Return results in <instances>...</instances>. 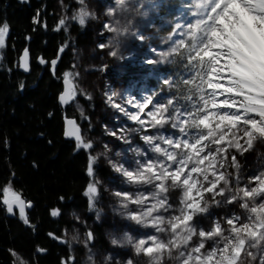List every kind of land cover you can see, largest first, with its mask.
Instances as JSON below:
<instances>
[{
  "label": "snow or ice",
  "instance_id": "obj_1",
  "mask_svg": "<svg viewBox=\"0 0 264 264\" xmlns=\"http://www.w3.org/2000/svg\"><path fill=\"white\" fill-rule=\"evenodd\" d=\"M79 3L82 7L73 19L84 25L93 14L87 11L85 0ZM116 3L120 11L147 15L139 12L145 0ZM115 13L116 9H110L108 14ZM59 26L66 27L65 19L59 21ZM104 27L115 34L112 56L118 54L121 37L131 34L140 41L146 39L139 30L130 31L131 20L125 25L117 20ZM8 35L5 22L0 25V49L6 46ZM164 43L168 45L164 50L150 49L158 59L145 62H179L181 72L163 79L160 91L139 100L131 96L118 104L113 99L116 93L108 96L113 107L138 125L131 131L140 134L147 149H128L138 157L131 162L132 167L109 163L127 185L151 189L117 191L113 195L120 200L122 216L154 232L138 240L126 233L123 240L113 239L112 243L131 245L137 256L148 258L149 264H166L168 260L177 264H264V170L245 179L241 174L243 165L237 159L257 143L264 144V0H185ZM28 57L25 49L22 66L26 70ZM41 63H45L43 58ZM56 63L51 61L53 70ZM77 75L64 74L61 103L76 98L78 88L73 78ZM20 86L23 88V84ZM164 86L168 91L161 97ZM67 125L65 135L74 137L78 148H93L75 120L68 119ZM120 138L130 143L123 134ZM99 155L89 153L87 172L92 182L86 195L90 207L95 206L99 194L100 182L95 179L93 167ZM173 191H179L178 201L170 197ZM0 203L10 214L18 209L20 218L30 224L26 209L32 207V202L11 183L0 188ZM228 206L240 211L225 216H216L212 211ZM50 214L58 216L60 210L52 209ZM202 220L209 221L207 228ZM93 238L91 231L87 232L85 246ZM88 259L92 261V256ZM73 261L74 257L62 264ZM127 264L133 261L129 259Z\"/></svg>",
  "mask_w": 264,
  "mask_h": 264
},
{
  "label": "trees",
  "instance_id": "obj_2",
  "mask_svg": "<svg viewBox=\"0 0 264 264\" xmlns=\"http://www.w3.org/2000/svg\"><path fill=\"white\" fill-rule=\"evenodd\" d=\"M55 3L56 0H0V25L6 22L11 29L0 59V188L11 183L35 202L29 215L30 225L19 217H8L0 203V264L68 261L72 257L68 242L62 243L49 233L63 236L72 225L66 212L87 205L89 151L64 139V109L58 102L63 89L61 75L70 68L73 54L69 48L64 52L56 77L49 66L42 67L37 62L36 56L52 58L65 43L92 46L99 39L91 27L77 23H72L68 30H56ZM184 3L185 0H167L160 13L174 18ZM27 44L34 57L29 74L19 69V56ZM181 69L177 62L164 71L173 76ZM252 156L247 154L243 159L248 161ZM52 209H59L61 215L53 217ZM95 230L99 246L111 249L103 228L96 225Z\"/></svg>",
  "mask_w": 264,
  "mask_h": 264
},
{
  "label": "rangeland",
  "instance_id": "obj_3",
  "mask_svg": "<svg viewBox=\"0 0 264 264\" xmlns=\"http://www.w3.org/2000/svg\"><path fill=\"white\" fill-rule=\"evenodd\" d=\"M166 1L145 0L144 8L139 9V12H147V15L141 16L135 10L120 11L117 9L116 0H85L87 11L93 15L86 18L85 24L81 26L91 27L100 43L92 46H79L75 42H70L69 47L73 52V73H78L73 78L78 91L76 98L72 101V110L81 116L79 121L84 125L85 140H90L93 143V148L86 150L92 156L100 154L93 166L95 179L100 183L97 185L99 194L94 207H90L89 202V208L86 210L75 209L66 212L67 218L72 221V225L64 230L63 236L71 245V258L74 257L72 264H92L93 261L94 264H123L128 258L134 261V258L138 256L131 245L126 243L123 245L113 244L112 240H123L126 233L136 240L154 234L152 229L141 228L135 222L122 216L120 213V200L113 195L117 191L135 193L137 191L148 192L151 189H138L134 185H127L124 178L116 173L109 163V161H113L122 163L125 167H132L131 162L138 157L128 149L137 146L145 148V145L140 139V134L131 131L138 125L113 107L108 102V96L116 93L113 99L118 104H124L131 96H135L139 100L150 93L137 88L136 82L132 79L136 78L143 81L153 78L158 79L156 74L163 72L166 67L170 66L171 63L163 61L155 64L145 62L147 59H158L150 49L164 50L167 48L168 45L164 43V40L172 31L173 22L181 14L182 4L178 7V13L174 18L160 13ZM55 5L60 18L66 21L65 28L73 22L79 24L77 19H73L82 7L79 0H56ZM110 9H116L115 15L110 16L108 14ZM117 20L120 21L121 25H125L131 20L133 27L130 31L139 30L146 39L140 41L131 34L121 37L118 54L112 56L110 52L116 50L115 34L107 31L104 25L114 24ZM165 30L168 32L166 31L167 33L163 34ZM100 45H105V47L102 48ZM121 57L124 58L121 59ZM107 62L117 64L114 72L120 74L103 73ZM133 88L139 90V94L133 93ZM91 102H95V106L90 104ZM129 110H132L130 106ZM112 133H116V135H112ZM122 134L130 143H126L124 139L120 138ZM105 145H107V148H105ZM145 150L147 149L145 148ZM117 153L120 155L118 156ZM247 154H253L252 158L248 160L250 163L243 159ZM237 159L245 166L241 169V174L245 179L256 172L253 171L254 169L264 170V144L257 143L253 150L246 152L243 157L238 156ZM101 167L105 168L106 175L102 174ZM90 182H92V177H90ZM179 195V191L170 193V197L174 201H178ZM130 208L135 210L133 205H130ZM221 208L225 209L224 216L230 214V211H240L232 206ZM227 210H229L228 213ZM90 215L93 217L90 218ZM101 222L105 223L103 230L111 249H103L99 246L95 224ZM207 224L202 225L206 228ZM89 231L93 234V239L97 238V240L95 244L90 245L89 243L85 246L84 240L86 239V233ZM73 237H78V239L74 240ZM118 246L128 248V255L123 256L120 253V255H117L113 249ZM89 256H92V261H89ZM166 264H177V261L168 260Z\"/></svg>",
  "mask_w": 264,
  "mask_h": 264
},
{
  "label": "bare ground",
  "instance_id": "obj_4",
  "mask_svg": "<svg viewBox=\"0 0 264 264\" xmlns=\"http://www.w3.org/2000/svg\"><path fill=\"white\" fill-rule=\"evenodd\" d=\"M162 8H163V6H162ZM57 13V12H56ZM57 15H58V13H57ZM61 20V18H60V16L58 15V23H57V25H56V30H60V29H66V30H68L69 28H70V26L72 25H69L67 28H65V26H59V21ZM73 23H76V22H73ZM78 24V23H77ZM81 26V25H80ZM82 27H85V26H82ZM86 27H89V26H86ZM11 32V29L9 28V35H8V37L10 36V33ZM7 37V38H8ZM100 43V42H99ZM6 45H7V39H6ZM66 45V47H64V51L63 52H60V48L62 47V46H65ZM69 45H70V43H65V44H63V45H61L59 48H58V50H57V54L54 56V57H52V58H45L44 57V55L43 54H38L36 57H37V62L42 66V67H47V66H49V71L51 72V74L52 75H54L55 77L56 76H58V74H59V66H60V62H61V59H62V56H63V54H64V52L69 48V50L71 51V48L69 47ZM6 47H4L3 49H1L0 51H1V53H0V59L2 58V52L4 51V49H5ZM25 49H27L28 50V53H29V56H30V64H29V70H25L24 68H23V66H22V57H23V52H24V50ZM71 53L73 54V52L71 51ZM41 58H43V60L45 61V63H41ZM33 59H34V57H33V54H32V52H31V49H30V46H29V44H27L24 48H23V50L21 51V53H20V56H19V69H20V71L21 72H23V73H25V74H29L31 71H32V64H33ZM52 60H58V62L56 63V66H55V70L54 71H52V66H51V61ZM73 61H72V63H71V66H70V68L69 69H66L65 71H63V73H62V75H61V81H62V83H63V89L61 90V92H59V94H58V102H59V104H60V106L64 109V111H63V136H64V139L65 140H68V141H73L75 144H76V141L75 140H71V139H68V138H66L65 137V132H66V130H67V120L68 119H72V120H75L76 121V124L79 126L80 125V127L82 128V133H84V125H83V123H81V121H79V117H81L78 113H76V111H73L72 110V102H70V103H68V104H66L65 106H64V104L63 103H61V101L59 100V96L62 94V92L64 91V74L66 73V72H73ZM117 64H115L114 62H107V64L105 65V67H104V69H105V71L103 72V73H110V74H112V73H119V72H114V70H115V66H116ZM120 74V73H119ZM156 76H158V79H155V78H153V79H149V80H145V81H143V80H139V79H136V78H133L132 80L133 81H135L136 82V87L137 88H139V89H144V90H146V91H148L149 93H151V92H153V91H160V89H161V85H162V80L163 79H165L167 76H168V74L167 73H165L164 71L163 72H159V73H157L156 74ZM159 85H160V87H159ZM132 92L133 93H138L139 94V90H135V88H133V90H132ZM166 94V92H161L160 93V95H161V97H163L164 95ZM90 104H92V105H94L95 106V102H91ZM68 109H70L71 111H68ZM83 137H84V134H83ZM76 146H77V144H76ZM81 149V148H80ZM83 149V148H82ZM248 162V161H247ZM248 163H250V162H248ZM243 167H245V166H243ZM102 169H103V167H101ZM258 169L259 168H257V170H253V171H258ZM104 170V169H103ZM104 173H106L105 171L102 173L103 175H106V174H104ZM90 177V176H89ZM90 183V182H89ZM86 190H87V188H86ZM86 190H85V195H86ZM24 195V194H23ZM24 197H25V199L26 200H29V201H31V202H33V206H32V208L31 209H27L28 210V216L30 215V212L33 210V208H34V206H35V202L33 201V200H31V199H29V198H27L25 195H24ZM86 197H87V205H86V207L85 208H81V209H84V210H86V209H88L89 208V199H88V196L86 195ZM3 205V204H2ZM3 207H4V210H5V213H6V215L8 216V217H10V218H15V217H19V219H20V216H19V212H17L16 210H15V214L14 215H9L8 214V212H7V210H6V207L3 205ZM228 207H230V206H228ZM75 210V209H74ZM76 210H80V209H76ZM213 210V212L216 214V216H224V214H225V209H222V208H214V209H212ZM229 212V210H227V213ZM231 212V211H230ZM229 214V213H228ZM60 215H61V212H60ZM91 217H93L92 215H90V218ZM21 221H22V219H20ZM29 221H30V216H29ZM22 222H24V221H22ZM209 221H207V220H202L201 221V223L203 224V225H206L207 223H208ZM30 224H31V221H30ZM30 224H26V225H30ZM96 225H98V226H101L102 228H105V223L104 222H101V223H96L95 224V226ZM209 226V224H207V227ZM206 227V228H207ZM99 239V238H98ZM96 240H97V238H95V239H93L91 242H90V245L91 244H95L96 243ZM59 241L60 242H62V243H64V241H67L66 240V238H64V236H61V239H59ZM100 240H98V242H99ZM106 241H107V239H106ZM68 242V241H67ZM107 243H108V241H107ZM109 245H110V243H108ZM68 245H69V247H70V251H71V245H70V243L68 242ZM115 248V247H114ZM116 253H117V255H120V254H122L123 256H126V255H128V251H129V249L128 248H125V247H121V246H118V247H116L115 248V250H114ZM120 253V254H119ZM130 258H128V259H126L125 261H124V263L123 264H127V261L129 260ZM133 264H149V262H148V259H147V257L146 256H144L143 254H141V255H139L138 257H136V258H134V261H133Z\"/></svg>",
  "mask_w": 264,
  "mask_h": 264
},
{
  "label": "water",
  "instance_id": "obj_5",
  "mask_svg": "<svg viewBox=\"0 0 264 264\" xmlns=\"http://www.w3.org/2000/svg\"><path fill=\"white\" fill-rule=\"evenodd\" d=\"M56 61L58 62V60H56ZM29 64H30V56L28 57V68H27V70H29ZM22 65H23V60H22ZM23 68H24V67H23ZM24 69H25V68H24ZM55 69H56V68H55ZM55 69H54V70H55ZM25 70H26V69H25ZM27 70H26V71H27ZM54 70H53V68H52V71H54ZM64 87H65V86H64ZM72 101H74V100H72ZM72 101H70V102H72ZM70 102H69V103H70ZM65 105H66V104H64V106H65ZM67 127H68V125H67ZM79 127H80V125H79ZM80 129H81V134H82V136H83L82 128L80 127ZM65 137L68 138V139H71V140H75L74 137H68V136H66V135H65ZM33 205H34V204H33V202H32V206H33ZM31 208H32V207H31ZM31 208H29V209H31ZM15 210H16L17 212H19L18 209H15ZM15 210H14V211H15ZM26 212H27V216H28V210H27V209H26ZM8 214H9V215H14V214H10V213H8ZM20 219H21V218H20ZM28 219H29V216H28ZM22 221H23V220H22Z\"/></svg>",
  "mask_w": 264,
  "mask_h": 264
}]
</instances>
